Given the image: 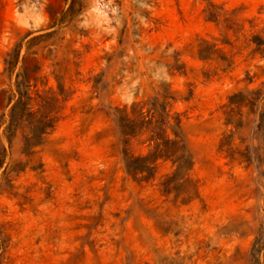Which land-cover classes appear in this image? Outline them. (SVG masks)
<instances>
[{
  "label": "rangeland",
  "instance_id": "rangeland-1",
  "mask_svg": "<svg viewBox=\"0 0 264 264\" xmlns=\"http://www.w3.org/2000/svg\"><path fill=\"white\" fill-rule=\"evenodd\" d=\"M263 97L264 0H0V264H264Z\"/></svg>",
  "mask_w": 264,
  "mask_h": 264
},
{
  "label": "trees",
  "instance_id": "trees-1",
  "mask_svg": "<svg viewBox=\"0 0 264 264\" xmlns=\"http://www.w3.org/2000/svg\"><path fill=\"white\" fill-rule=\"evenodd\" d=\"M260 91H256V92H252L249 93L248 95L244 96V95H238V96H234L230 99V106H236L237 108H242V107H254V105L256 104V100L255 97H260ZM260 99V101L264 100L263 98H258ZM259 101V100H258ZM228 124H235L237 128L241 127V121H233L232 118H229L227 121ZM123 129V128H122ZM257 132L261 133L262 135H264V114H260L259 115V122L258 125L256 127ZM125 131V130H124ZM124 135H128L125 134V132H123ZM236 154L232 151L230 152L229 157L231 158V160H234ZM240 158L244 159L246 162H249V158L247 156V154H240ZM182 161V164H180V169L183 168V165L186 163V157H180L178 158V162ZM137 162H139V160L136 161H126V169L129 173H134V174H143L146 172H149V169L146 166H139L137 165Z\"/></svg>",
  "mask_w": 264,
  "mask_h": 264
}]
</instances>
